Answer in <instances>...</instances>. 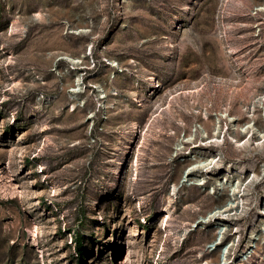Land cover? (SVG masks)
<instances>
[{"label":"rangeland","instance_id":"374dc122","mask_svg":"<svg viewBox=\"0 0 264 264\" xmlns=\"http://www.w3.org/2000/svg\"><path fill=\"white\" fill-rule=\"evenodd\" d=\"M261 93L264 0H0V264H264Z\"/></svg>","mask_w":264,"mask_h":264},{"label":"bare ground","instance_id":"6f19581e","mask_svg":"<svg viewBox=\"0 0 264 264\" xmlns=\"http://www.w3.org/2000/svg\"><path fill=\"white\" fill-rule=\"evenodd\" d=\"M39 17H40V15L37 14L35 17L32 18V21L33 20L36 21L37 19H39ZM263 102H264V93H261V94H259L258 96L255 97V99L252 101V103L249 106H244L245 107V110L247 111V116L248 117H252V118H251L250 121H248V123L244 124L242 126V128H241L242 130L247 131L248 134H249V137L245 140V142L243 143V145L245 144V145L251 146L254 151L257 150L259 147H264V125L263 126H259V125L257 126L256 125V122L254 121L255 120V117L254 116L256 114V111H257L258 107L260 106V104L263 103ZM257 133H259V136H261V137H260V141H257L256 142V141H254V135L257 134ZM237 141L241 144L240 140H237ZM219 160H220V158L219 159H216V157H213V158H207L204 161L202 159L201 160L198 159V162H201L202 165H204L205 167H209L212 163L219 162ZM239 187L240 186L237 184L235 189H237ZM177 189H178V186L175 185L174 188H173V193L174 194H177ZM233 202L230 205L224 207L225 209H222L220 207H219L220 210L219 209H217V210L214 209L215 212H210V217H212V216H214V215H216L218 213H219L218 215L224 216L225 211H227L230 207L235 206L234 203L236 201L234 203ZM166 212H167V216L170 217V214L171 213L168 210ZM186 232L187 231L183 232L182 234L185 235ZM219 258H220V256H217L216 257V260H219Z\"/></svg>","mask_w":264,"mask_h":264},{"label":"trees","instance_id":"16d2710c","mask_svg":"<svg viewBox=\"0 0 264 264\" xmlns=\"http://www.w3.org/2000/svg\"><path fill=\"white\" fill-rule=\"evenodd\" d=\"M80 253H82V250H80Z\"/></svg>","mask_w":264,"mask_h":264}]
</instances>
